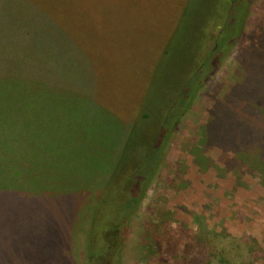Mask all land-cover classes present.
I'll return each instance as SVG.
<instances>
[{
	"label": "rangeland",
	"instance_id": "374dc122",
	"mask_svg": "<svg viewBox=\"0 0 264 264\" xmlns=\"http://www.w3.org/2000/svg\"><path fill=\"white\" fill-rule=\"evenodd\" d=\"M61 4L65 6L61 23L82 51L74 62L76 89H68L63 97L43 95L42 89L22 94L25 99L19 110L33 108V97L43 95L45 110L55 105L53 109L62 114L78 112L77 118L85 109L83 99L94 97L95 105L107 108L118 136L109 142L113 151L103 152L105 160L95 167L96 162L85 163L76 155L80 137L68 129L62 115L57 112L56 121H38L33 125L36 129L31 128L38 135L22 140L25 158L15 154L0 158V197L14 179L18 161H28L31 176L21 178L29 179V193L16 192L12 208L35 214L39 236L52 241L66 238L73 264H86L83 244L92 242V232L96 248L100 247L99 220L110 206L100 200L114 190L121 173L116 172L118 165L125 163L127 154L133 155L127 147L131 133L127 127L141 112L140 106L149 107L147 81L165 63L160 50L180 4L179 0H63ZM249 12L235 51L207 79L172 136L158 176L120 237L117 264H264V171L205 140L206 131L229 134L234 120L236 130L244 127L236 118L241 112L239 96L232 94L236 87H259L258 94L264 95V70H258L264 65L251 64L247 72L243 70L251 62V51L257 50L259 32H264V0H254ZM212 113L217 123L208 127ZM8 124L14 133L24 129L12 119ZM145 127L150 128L151 121ZM198 162L210 167L203 169ZM131 165L127 164L129 174ZM32 191L39 192L38 198H32Z\"/></svg>",
	"mask_w": 264,
	"mask_h": 264
},
{
	"label": "trees",
	"instance_id": "16d2710c",
	"mask_svg": "<svg viewBox=\"0 0 264 264\" xmlns=\"http://www.w3.org/2000/svg\"><path fill=\"white\" fill-rule=\"evenodd\" d=\"M62 1L53 4L48 0H0V158L4 154L25 158L21 155L25 147L22 140L27 135L29 138L38 135L32 131L36 129L33 125L49 118L56 121L59 113L70 127L67 128L76 130L80 137L81 142L75 144L76 155L83 157L85 163L96 162L97 167L105 160L103 152L107 154L111 150L109 142L118 136L107 108L95 105L94 97L83 99L85 109L75 118L78 112L62 114L59 109H53L55 105L45 110L40 100L47 93L63 97L68 89H76L74 62L80 60L82 51L61 23L65 8ZM253 3L254 0H179L174 27L160 50L165 63L159 65L147 81L149 107L140 106L141 112L127 127L131 132L127 147L134 150L133 155L128 157L127 154L125 163L118 165L116 172L121 173L114 190L100 200L102 204H110L103 214L101 212L103 217L99 220L98 227L103 232L100 247L96 248L92 232V242L83 244L86 264H117L120 237L158 176L172 136L207 79L235 51ZM48 4L56 5L57 9L52 11ZM258 35L257 50L251 51V62L243 67L246 72V66L251 64L264 65V32ZM181 49L185 50L182 54ZM255 60L257 62L252 63ZM261 69L264 70L258 68ZM41 89L44 94L33 97V108L27 106L19 110L25 99L22 94ZM234 90L232 94L239 96L241 107L236 118L244 127L236 130L234 120L229 125V134L223 137L217 136L218 131L210 135L206 131L205 140L207 144L210 140L211 146L219 145L226 152L232 151L240 162L255 163L252 165L264 171V95L258 94L259 87L238 86ZM211 117L208 127L217 123L213 113ZM11 119L24 129L11 132L8 124ZM148 121H151L150 128L145 127ZM128 163L132 164L130 174L126 172ZM198 163L203 169L210 167ZM30 166L28 161H18L14 179L3 188L5 196L0 197V264H73L68 257L69 240L52 241L39 236L41 228L37 216L12 208L16 205L10 201L16 192L29 193V179L24 181L21 177L31 176ZM38 194L36 192L32 198H38Z\"/></svg>",
	"mask_w": 264,
	"mask_h": 264
}]
</instances>
